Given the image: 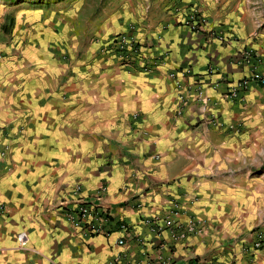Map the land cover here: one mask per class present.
Returning a JSON list of instances; mask_svg holds the SVG:
<instances>
[{
    "label": "crops",
    "instance_id": "obj_1",
    "mask_svg": "<svg viewBox=\"0 0 264 264\" xmlns=\"http://www.w3.org/2000/svg\"><path fill=\"white\" fill-rule=\"evenodd\" d=\"M72 2L0 0V264H264L248 245L264 228V87L226 96L249 73L243 50L264 76V0ZM130 31L157 59L149 72L100 51ZM183 67L178 115L169 74ZM75 185L101 194L108 237L68 225ZM150 218L197 225L183 240Z\"/></svg>",
    "mask_w": 264,
    "mask_h": 264
},
{
    "label": "built area",
    "instance_id": "obj_2",
    "mask_svg": "<svg viewBox=\"0 0 264 264\" xmlns=\"http://www.w3.org/2000/svg\"><path fill=\"white\" fill-rule=\"evenodd\" d=\"M205 23L204 17L192 10L187 14L185 24L191 30H197L202 24ZM100 51L105 54L111 55L119 65L125 67H132L135 63L139 64L142 70L149 72L156 65L157 59H148L146 55V47L141 44L135 36L130 32L120 34L110 40L107 44L100 48ZM239 62L241 64H250V70L247 76L229 84L226 96L230 100L238 98L241 92L248 89L251 83L264 87V76L258 72L260 64L259 58L249 49L243 50L239 55ZM149 60V61H148ZM156 61V62H155ZM216 74L212 68H208L206 76L212 77ZM169 77L175 82L176 88L179 90V109L178 115L182 113L184 107L192 101V96L187 94L188 90L184 86L186 79L192 77L190 68H180L169 74ZM223 78H213L208 82L212 89H216ZM203 86L199 85L196 88L195 99L201 101L203 99ZM186 92V93H185ZM86 198L82 196V189L80 185H75L71 190V199L63 200L61 203L62 212L65 220L70 228L74 231L81 232L89 236H102L108 237L111 232L108 229L112 223V217L108 211L103 210L97 203L101 199V194L97 193L93 197ZM95 200V201H94ZM97 201V202H96ZM176 210L180 209L177 205L174 206ZM2 210L0 209V214ZM143 223L150 227V230L156 234H160L164 230H169L172 236L178 234L180 239H187L195 231L197 223L192 222L184 229H180L175 222L168 218H150L144 219ZM118 230L122 232L127 231V225L123 222L117 223ZM178 238V237H177ZM27 242V237L22 234L18 237V244L24 246ZM124 238L118 239L116 244L118 246L124 245ZM249 250L252 252H260L264 250V228H255L250 233L248 240Z\"/></svg>",
    "mask_w": 264,
    "mask_h": 264
},
{
    "label": "rangeland",
    "instance_id": "obj_3",
    "mask_svg": "<svg viewBox=\"0 0 264 264\" xmlns=\"http://www.w3.org/2000/svg\"><path fill=\"white\" fill-rule=\"evenodd\" d=\"M24 1H26L27 4H30V2H32V0L31 1L30 0H24ZM28 1H30V2H28ZM79 1L80 0H73L72 3L77 4V3H80Z\"/></svg>",
    "mask_w": 264,
    "mask_h": 264
}]
</instances>
